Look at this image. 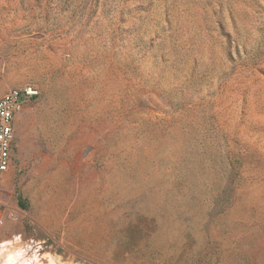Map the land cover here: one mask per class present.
<instances>
[{"label": "rangeland", "instance_id": "374dc122", "mask_svg": "<svg viewBox=\"0 0 264 264\" xmlns=\"http://www.w3.org/2000/svg\"><path fill=\"white\" fill-rule=\"evenodd\" d=\"M3 79L0 264H264V0H0Z\"/></svg>", "mask_w": 264, "mask_h": 264}, {"label": "built area", "instance_id": "2783aa9c", "mask_svg": "<svg viewBox=\"0 0 264 264\" xmlns=\"http://www.w3.org/2000/svg\"><path fill=\"white\" fill-rule=\"evenodd\" d=\"M39 96L40 92L36 87L25 85L7 91L0 98V210L5 208L3 181L11 166L12 148L15 141L14 119L23 110L25 104Z\"/></svg>", "mask_w": 264, "mask_h": 264}, {"label": "crops", "instance_id": "0c3cea01", "mask_svg": "<svg viewBox=\"0 0 264 264\" xmlns=\"http://www.w3.org/2000/svg\"><path fill=\"white\" fill-rule=\"evenodd\" d=\"M17 83L8 80H0V98L9 90L14 89Z\"/></svg>", "mask_w": 264, "mask_h": 264}]
</instances>
